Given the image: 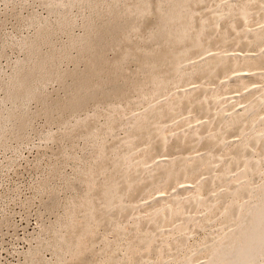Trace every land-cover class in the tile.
I'll list each match as a JSON object with an SVG mask.
<instances>
[{"label": "bare ground", "instance_id": "6f19581e", "mask_svg": "<svg viewBox=\"0 0 264 264\" xmlns=\"http://www.w3.org/2000/svg\"><path fill=\"white\" fill-rule=\"evenodd\" d=\"M44 1L47 5H49V7L51 6L50 8L53 13L54 11L59 13V21H57L58 23L54 26L58 28L57 30L64 29L63 31L70 28L71 26H74V19L71 18L73 14L71 16L69 15V12L73 6L76 7V5L82 3V5L86 7V9L89 8V15L86 14L87 17L85 16L86 19L84 18L85 23L83 22L84 33L82 35L80 34V36H74L72 34L71 36L69 35L70 39L68 40L67 44L63 43L65 44V46H62L61 50L58 49V51H56L57 49L53 46L56 45V42H54L55 40H53L54 44L52 45V38L54 36L53 34H56L57 31L56 29L54 30L52 28H49L51 24L49 23V25L48 22H46L44 26L41 25V28H39V30L37 28L38 36H36V39L34 37L33 41L22 40V47L27 50L28 53L26 55V58H24L22 61L17 63L18 65H16L17 72L14 71L16 74L14 75V77H12V80H9V82L11 81V84L9 83L10 85L8 84L6 86L7 90H5L7 94L4 101L12 100L15 101V103L20 101V103L18 102L19 104H17L23 108L24 103L26 106V103H28L29 100H38L37 102H40L42 104L41 111L46 114V117H51L54 113H59L63 117H66L68 115L69 117L70 115L72 117L73 114H76V112L78 111L81 112L82 110L83 112V109H87V106H89L90 104H94L98 107V109L101 104H103V106L105 104L106 106H111L110 109L112 108L111 110L113 114H117L120 116L122 115L121 117L124 116L123 118L119 116L121 119H124L125 117L127 119H125L126 121H121L127 126V128L125 129L127 130V133L125 132L126 136H124V138L120 136L122 138L121 141L115 142L113 140L114 142L112 144L109 143V146L108 144H106L107 146L103 144V146H105H100L98 151L94 152V156L89 152L90 155L93 156L92 158H86L88 160L87 162H85L88 163V166L85 165L86 163L84 164L87 169L85 168L86 170L84 169L83 172L80 171V173L82 172L83 174H81L83 182L80 180V178L79 181L82 182V185L86 183H95L96 186L93 187V189L91 187V194L84 198L86 199L88 197L82 211V216H85V218L89 221H92V223L95 220L101 221L102 225H105V229H107L108 227L107 230H109V226H111L110 229L113 228L112 230L115 229V231H120L122 235L120 238H126L128 236V232L125 231V229L127 230L128 227H124V220H127V216L129 213H133L138 209V207H136L138 205H132L133 207H131V205L127 204L128 207H126L124 206L125 200L127 201L128 199H130L128 203L132 204L137 202L136 198H139V196L150 195L157 189H165L166 186L174 187L176 186V182H180V180L184 178L190 179L189 181L192 182V184H194L195 186L194 191L189 186H183L180 188L176 187L178 193L181 192L180 195H182V192H184V195L185 193L187 194L188 191L190 192V190L193 191L194 195L192 194V192H188L189 195H193L192 198H189L188 202H183V200H181L183 199L182 197L181 199L179 197V199H177V197H175V195L173 194L174 192H171L169 193L171 195H168L169 197L174 195L172 199L170 198L171 200L169 199V197H167L169 200L163 197H156L155 200L154 197H152V200L154 201L150 202L151 204H154L153 202H155L154 206H152L150 202H148V204L149 206L151 205L150 207L153 209H155L157 205L161 204L160 202L165 200H168L170 204L167 207L163 206L164 208L162 207L159 210L157 209L154 213L152 212V217L149 215L150 219L136 218L135 222H133L140 226L143 225L142 228L146 227L148 229L151 228L152 230H156L160 228L163 222L171 223L170 225L172 226V223H174L179 211H185V209L190 211L195 210L202 201V199H200V192L202 190L205 193L209 192L211 194V191H219V187L225 186V189H220L222 193H220L221 191L218 194L217 192L216 194L214 192L216 197L214 196L211 202H213L212 204L215 205V207L209 206V204H207L205 208L208 207L209 210L208 208L206 210L212 211L211 213L216 214V211L222 205L223 207L221 208L223 209V211L221 213H226V219H224L223 222H225V224L228 226L233 224L231 226L234 227L232 228V230L229 227L230 230H226V234H222L217 242L214 241L216 242V244L212 242L210 247L207 244L206 249L211 250V255L209 254V259H207L206 263L204 262V264H264V182L262 184H259L261 186L257 185L255 188L251 182L252 177L259 174V165L261 164V162L259 161L263 160L259 159V161H256V159L253 160L250 157V151H253L255 147L261 146L260 148L264 151V136L261 137L262 135L260 131H258L260 135L256 133V131L260 130L261 127L264 128V116H262V120L260 118L258 119V122L260 120V122L258 123V125H261H259L260 127L256 123V125L260 129H253V127L255 126H253V124L256 120H254V117L257 115L261 106L264 104L262 103V101L264 100V85L260 87L263 90H256L255 93L253 92L254 94L252 93L248 99L241 90L240 92H242L246 100H248V105L245 108L241 107V111H239V109L238 111L235 110L237 112L234 111V114L233 112L231 114V111H229L230 109L228 110L226 106H228L229 104V106H232L231 108L233 109L232 103H236V99L233 98L234 101H230L232 104L231 105L229 103L230 98H226V100H223L222 98L219 99L220 96L218 90V88H220V85L222 86L221 88L231 86L249 89L248 87L253 83L252 80L258 79V81H260L259 79L264 76L259 74L258 72L259 69L264 70V20L262 21V26H256L253 30H249L248 28H246L251 25L252 21L255 22V18L253 20L251 19L250 25L248 24L249 26H247V23H249L250 21H248V19L250 17H253V15L254 17L264 19V0H235L234 3L229 2V4H227V0L226 2L225 0H223V2L226 3L224 9H220V6H222L221 0H218L220 6L216 3H214L216 5L212 4L217 0H72L69 2H66L65 0H54L56 1V3L53 0ZM82 5L80 7H82L83 9ZM203 5H205L204 8ZM210 5H212V7H215L212 8ZM207 7L211 10L208 11L206 9ZM202 8L206 14L203 11L201 12H203L204 14L200 12V9ZM199 12L204 16H200ZM34 21L32 22L34 23ZM252 25L254 26L253 23ZM54 26L51 25V27ZM62 30L59 31L62 32ZM68 30L71 31L70 29ZM44 43H48L50 46L52 45L54 49H52L51 46L52 50H49V53H47L48 51H46L45 53V51L42 50V47H44V45L46 47L48 44L46 45ZM230 45L233 46V48L230 47ZM215 46H217L218 48H216ZM238 46L240 49L243 48V51L240 50ZM253 46H255V50L256 48L259 49L257 54H251L252 51L250 50V48ZM225 47H227V49ZM229 47L232 49V52H230L231 50L229 51ZM236 47L240 51L247 53L243 54L242 52H240V54H230L234 53V48ZM212 48H216L217 50L219 49L218 51L221 50V52H215L214 54H212V52H210L214 50ZM223 48L228 51H225ZM216 49L214 51H216ZM238 49H236V51H238ZM75 50L77 51V55H73V51ZM222 50H224L226 53H224V51ZM250 51L251 53H248ZM67 60H73L75 62V65L77 64L76 67H78L81 63H84L86 66H83H85L84 69L86 70L83 71L84 69L79 67L76 68L74 66L75 70L72 69V71H69L71 70L69 69L68 71H65L63 68H61V64ZM191 60L192 62H189ZM187 62L190 64H188ZM131 64H134L133 69H131V66H129ZM247 70L249 72L250 70H253V73L254 71H257L258 74H247ZM261 71L260 73H262ZM262 74H264V72ZM199 78V81L201 82L195 81ZM201 78L207 79V81L214 80V82L211 81L213 85L216 83L219 84V78H223L224 85H214L215 87L217 86V90L214 89V86L212 84L211 85L213 86V89L209 86V88H207L203 86L204 84L206 85V81L203 80L204 83H202L203 81ZM217 78L218 80L216 81ZM224 78H226L227 81L224 80ZM51 80H58V82L60 81L63 85H65L64 87L67 93H65V99L61 100L62 97L60 99L57 97L56 99V96L54 97L55 99H52L53 97L50 98V96H48L50 94L46 95L40 93L42 92L40 89L44 87L47 82L49 84V81ZM68 80H70L69 84L67 82ZM191 80H194L196 82L195 84L201 83V85L198 84L201 87H188V85L192 83L190 82ZM187 83L188 85L187 88H184L185 90H177L178 92L174 90L175 86H184V84L186 85ZM262 83L264 84V82ZM231 87L229 89H232ZM236 90L237 89H235L234 91ZM249 90H247L248 92L246 91L247 95L249 93ZM251 90H253V88ZM221 91V94H223L224 89ZM133 93L137 94V97L139 96L136 104L139 103L138 101H140V103L146 101L148 105L146 109H144V112L142 111L141 113V111L139 110L141 114L136 115L139 112H135L136 114L134 116L133 114H131L132 116L129 115L130 117L128 115L125 116L127 113L125 114L122 112L121 114V111L124 110L122 109V105L124 104L123 108L124 106H126V104H129L130 107L135 106L133 104H130L133 103L131 102L132 97H135L132 95ZM229 93L232 94V92H228L225 94L229 95ZM237 93L239 92H236V94ZM241 96L238 97L241 98ZM137 97L135 98L137 99ZM222 97L225 98L224 96ZM240 98H238L237 101H239ZM141 99H144V101H142ZM233 99L231 97L230 100ZM155 100L157 102H155ZM240 100L241 102L239 106L241 105V103L243 106V103H245V101L243 99ZM16 106L17 105H15L14 107L16 108ZM130 107L125 109H129ZM15 108L13 110L19 109ZM90 108L92 107L90 106ZM225 110L227 111L226 114H230V116H226ZM41 111L39 110V114ZM193 111L198 112L200 114L199 116L203 117H211L214 115L215 117H213V119L215 120L214 122L204 123L205 121L202 122L203 119H201V117H199L198 115V117L193 115L195 114L193 113ZM228 111L230 112L229 114ZM100 112L98 114L96 111L97 115H103ZM6 113H4L2 110L0 111V131L3 132L8 127H10L8 126V124L10 123L9 118L12 117V120L14 118L16 120H14L15 125L12 126V129L14 127L13 131L9 128L10 132L14 135V137L23 136L25 129L27 130L28 128L27 126L31 118L29 116H27V118L23 116V118L21 117L19 112H8V114ZM22 113L23 112L21 111V114ZM190 113L193 114L186 115ZM184 114L188 116L187 119H185L186 116ZM35 115L36 114H34V116ZM30 116L32 117L33 115ZM75 116L76 115H74V117ZM108 116V120H106L107 122L105 121L106 125H103L105 127L103 128L102 126V131H99V129H101L100 126H98L99 128L96 127V124H99L100 121L96 123L97 120L95 121L94 117L91 116L92 119L94 118V120H91L89 122V125H87L88 122H86V124L84 121L78 120L80 117L79 116L77 119L78 121L74 120L76 122V125L74 124L75 126L71 123L74 126H72L73 128L70 124L71 129H68L69 132H66V135L70 133L72 134L76 128H79V130L76 129L78 130V132L73 133L74 136L85 134V136H87V139L95 142L97 140V137H100L99 135L113 133L112 131L117 125V120L120 121V118L117 120L114 118L115 115ZM189 116H193L192 118L197 117L196 120L199 118L198 122L196 121V125H198L200 121L202 123L196 126V122L193 123V120L195 119L190 120ZM178 117H181V119L179 120H185L184 122H182L183 124L181 126L175 124L177 122H175V120ZM182 117H184V119ZM173 122L174 126L176 125L177 127H180L175 128L176 126H173ZM189 122L192 123V125L194 124L196 127L194 126L193 128L192 125L189 124L192 127L187 125ZM213 124L216 126V128H218L217 130H219V132L216 130L215 126L213 127ZM167 126L170 129L166 128ZM80 128L83 129L81 130ZM84 128H89L91 134L84 133ZM214 128L215 132H213L215 134L213 133V135H208V130ZM165 129L172 130V133H170L171 135L174 132L173 129L176 130V132H174L176 134L172 135L174 136L173 139L167 137L170 134L164 136L163 132L165 131ZM2 132L0 133L1 135ZM85 132L88 131L85 130ZM231 133H234V135L235 133L241 135L240 137L238 135V138L245 136V139L242 138L244 139L243 141L236 140L230 144L228 143L229 146H231V149H229L226 155V159L225 157H223L225 155L220 154V152L225 148H228V144L226 145V139L228 138V134L231 138ZM71 134L70 137L73 136V134L72 136ZM116 137L117 136L115 135L114 138ZM199 145H202L203 147H200H202V149L204 148L203 150L207 152L203 151V153L205 152L204 154L199 153V155L197 154V156H194L193 151L196 150V148L200 151V147L198 148ZM141 146H144L143 151H140V148H142ZM251 147H254V149L250 150ZM66 149H68V146ZM138 149H140L139 151L142 152H139V155L137 154L138 151H136ZM94 150L95 148H93V151ZM163 151L166 152V155L169 153L170 157L169 155L167 156L170 159L165 160L163 158L164 160H162L158 158V154L162 152L163 155ZM135 153L137 154V156ZM212 153H215V157L212 156L214 158L211 157ZM253 153L255 154V152ZM185 155H190V158L186 156L188 157V159H186ZM222 157L225 159V161H222L224 160ZM220 158L222 160H220ZM81 164L83 163L81 162ZM216 164H221V167L218 168V173L208 177L209 174H214L213 171L214 169H216ZM233 172H235L236 177H234L235 175L233 174ZM230 174L234 175L233 177L239 180L240 183H238V185L232 186L229 184L230 177L233 178ZM78 184L77 186L75 185L76 188L78 187ZM72 185L74 184L72 183ZM75 186L73 187L75 188ZM80 186L81 185L79 184V187ZM83 187L85 189L86 185H83ZM80 189L82 188L80 187ZM223 190L226 191L224 192ZM82 191L86 193V189L80 190V192H78L82 194ZM175 194L177 195V192ZM81 196L84 197V194ZM245 197H251L253 202H251L252 200H248L249 203L247 204V201L244 200V203H240L239 199H244ZM79 199L83 202L82 197H79ZM79 199L77 201L75 196V199H73L71 203L77 204V202L80 201ZM185 199L186 198H184V200ZM208 199H210V196H208ZM75 200L76 202H74ZM131 200L132 202H130ZM138 200L140 201V199ZM228 200L230 202H227ZM208 201L209 200H207L206 202L208 203ZM241 201L243 200L241 199ZM168 202L166 203L168 204ZM77 207L76 209H80L79 207ZM69 208L71 209L72 207ZM69 208L66 210H69ZM78 211L74 212V217L78 216ZM164 211H166V213H164ZM219 215H216V218H219ZM129 216L131 217L132 215ZM85 218L84 220L82 219L83 222H85ZM211 218L213 219L215 217L213 216ZM72 219L70 217L69 220ZM112 219H115V221L112 222ZM192 219H190V221L186 219L182 223L183 227L186 228L189 223L192 224ZM59 223L60 225L57 224L58 226H60L59 228L67 225L70 226V223L66 222L63 219L60 220ZM78 223H72L71 225H73V228H75L77 227ZM82 223L81 225H84ZM133 223H131L130 226H133ZM88 225H86V227H77L80 230H75V232L77 231L75 233L76 236H72V238H70V235L72 233L69 236H65L63 234L65 236L63 238V236L60 234L59 229L55 228V237L53 238V241L51 240L52 242H50L46 246H48L49 248H53L52 250L58 255H61L63 252H66L68 250H73L76 248L78 237L87 234ZM78 226H80V224H78ZM90 228L92 229L93 227ZM131 229L129 231H131ZM68 233H70V231ZM152 234H154V232L149 235ZM138 236V238L136 237V244H139L137 246L142 245L149 248H152V244H154V241L158 239L157 238L155 240L154 235H146L145 230L144 232L142 231V233ZM67 237L70 238L69 240L66 239L67 242L69 241L68 243L70 244V246L66 245L65 243V238ZM208 241L210 242V240ZM185 242L186 241L184 236H180L174 240L171 239L170 245H172V247L174 248H181L185 245ZM132 243H130V245L134 244ZM141 247L139 249H141ZM162 248H160V252L165 249ZM178 248L176 250L179 251ZM154 249L155 250L152 249V251H156V247ZM196 251L193 250V253L189 254L186 257L187 259L185 258L186 261L184 259L186 264L190 263L193 256H195L194 254H196ZM132 253H134V251H132ZM116 256L115 258L113 257L115 261L120 258ZM144 256L141 255L137 257L135 260H137L138 263H136L139 264V262H141L140 264H142V259L144 258ZM261 257L263 258V262L258 263V259ZM113 258H110L109 261L112 262ZM114 260L112 263H114ZM93 261L94 260L86 258L83 262L84 264H92ZM110 262L109 264H111Z\"/></svg>", "mask_w": 264, "mask_h": 264}, {"label": "rangeland", "instance_id": "374dc122", "mask_svg": "<svg viewBox=\"0 0 264 264\" xmlns=\"http://www.w3.org/2000/svg\"><path fill=\"white\" fill-rule=\"evenodd\" d=\"M43 1L42 0H0V111L2 110L4 113L7 112L6 114H8V112L9 113L10 112H16V113L19 112L21 117L25 116V118H27V116H29L31 118V120H30V122H29V124L27 126L28 128L26 127L27 130L25 129V131L23 133V136H21V137H14V135L10 132V129H12V126L15 125L14 124V122H15L14 120H16L15 118L12 120V117L9 118L10 123L8 122L9 123L8 126H10V127L7 126L8 128L7 129L5 128L6 130H4L3 132L0 131V133L2 132V135L0 134V139H1L0 140V264H84L83 261H85L86 258L94 260L92 264H94V263L95 264H99V263L100 264H109L110 258L111 259L113 257L115 258V256L117 254L118 255L116 257H120V258L117 261H115L114 258H113L114 263H112L113 262V260H112V262H110L111 264H119V263L120 264H137L138 261L135 260V259L137 257L141 256V255L142 256L145 255L144 258L142 259V264H145V263H147V264H163V263L164 264H180V263L184 264L186 259H187L186 257L189 254H192L193 250L194 251L197 250V251L195 252L196 254H194L195 256H193V258L191 259L189 264H204V262L206 263L207 259H209V256L211 255V250L206 249L207 244L210 247L212 242H214V241L217 242L219 240L220 236H222V234H224V233L226 234L227 233L226 230H228L229 227H230L231 230L234 227V226H231L233 224L228 226V225L225 224V222H223L224 219H226V213H224V212L221 213L223 211V209L221 208V207H223L222 205L216 211L217 213L215 212L216 214L211 213L212 211H208L209 210L208 207H207L208 210H206L207 208H205L207 206V204H209V206L215 207V205H213L212 204L213 202H211V201L214 198L216 192L218 194L221 191L220 189H225V186L219 187L220 188V189L218 188L219 191H216V192H215V190L211 191V194L209 192H208L209 194L207 192L205 193L202 190L201 191L202 193L200 192V194H201L200 199H202V201H201L200 205H198L196 207V209L193 208L195 210L190 211V210H186L185 209V211H183V210L179 211L178 214H177V217L175 218L174 223H172V226L170 225L171 223H168V222L164 223L163 222L162 225L160 226V228L156 229V230H152L151 228L148 229L146 227L142 228L143 225L140 226V225H138L136 223H133V222H135L136 218H144V219L147 218V219H150V216L152 217L153 213L157 209L159 210L163 206L167 207L170 204L168 202V200L170 198L172 199L174 195H175V197H177V199H179V198L181 199V197H182L183 199H181V200H183V202L184 201L188 202L189 198L193 197V195H194L193 191L195 190L194 184H192V182L189 181L190 179L184 178V179L180 180V182L179 181L176 182V186H174V187H172V186H168L167 187L166 186V188H165L166 190L164 188H160V189L155 190L150 195L139 196V198H136L137 199L136 200L137 202H135L136 204L135 203H132V204L128 203L130 199H128L127 201L125 200V205L124 206L128 207V205H131V207H133L134 205H138V206H136V207H138V209L135 212L128 214V216H127L128 218L130 217L129 215H132V216L134 215L133 218H132V216L129 219L126 217L128 222H127L126 219L124 220V227L125 226H126V228L128 227L127 230L125 228L124 229H125V231H127L129 233V234L127 233L128 236L127 235H125V236H127L128 238L127 237L126 238L125 237L120 238L122 235H121L119 230H116V231H118V232H116L115 229L114 230H112L113 228L110 229L111 226H109V230H107L108 227H107V229H105L106 227H105V225H102L101 221H98V220L94 221L93 220L94 222L92 223V221L87 220L85 218V216L84 217L82 216V214H83L82 211H83L84 205L86 204V201H87L88 197L86 199H84V198L91 194L90 193L91 192L90 188L92 187V189H93V187L96 186L95 183H86L85 182L86 184H83V185L84 186L86 185V188H85L86 189V191H85L86 193H84V191H82V194H80L79 192H80V190H85L83 185H82V182H83V180H82L83 179L82 178V175H83L82 172L86 168L85 165L88 166V163H86L88 159H86V158H89V157L92 158L94 156L93 155L94 152L98 151L100 146L104 147L106 144H108V146H109V143L112 144L114 141L115 142L116 141H121V139H122L121 137L124 138V136H126L125 132L127 133V130H125V129L127 128V126L121 122L122 120L126 121L127 120L126 117L124 119H121L124 116L121 117L122 115L120 116V115H117V114H113L112 110H111L112 108L110 109L111 106H108V105L106 106L105 104H104V106H103V104H101L99 106L100 110L94 104H90L89 106H87L88 108L86 107L88 110L87 109H83V112H82V110H81V112L78 111V112H76V114H73L72 117H71V115H70V117H69V115L66 116V117H63L59 113H54L51 117H49V116L46 117V114L41 111L42 104L40 102H37L38 100L37 101L35 99L32 100V101L29 100L28 103H26V106H25V103H24V107L23 108L18 105L20 103V101H18L19 103L18 102L15 103V101H12V100L4 101L5 96L7 94L6 93L7 87L6 86L9 83L11 84V81L9 82V80L10 79L12 80V77H14V75L16 74L15 72H17L16 71L17 70L16 69L17 68L16 65H18L17 63H19L24 58H26V55L28 53V51L25 50L22 47V44H21L23 42L22 40L33 41L34 37L36 39V36H38L37 32H38L39 28H41V25L44 26L45 23L48 22V24L50 23L51 25L54 26V25H56L58 23L57 21H59V19H58L60 17V16H58L59 13H57L55 11L53 13V11L50 8L51 6L49 7V5H47L45 3V1L44 2ZM56 1H58V0H56ZM56 1H54V2L56 3ZM65 1L69 2V1H72V0H65ZM75 1H79V0H75ZM212 1H214V0H212ZM221 2H222L221 4H222L223 8H222V6L219 5V1L218 0L213 2L212 4L213 5L218 4L221 7V8L219 7L220 9H224V7L226 5V3H225L226 0H225V2H223V0H221ZM229 2L230 3H234L235 0H229V1L227 0V4H229ZM214 3H216V4H214ZM81 5H82V3L79 4V5H76V7L73 6L72 9L70 8L71 10L69 12V15L71 16L73 14L71 16V18L74 19L73 20L74 21V24H73L74 26H71L70 28H68L71 31H69L68 29H65V31H63L64 29L63 30L59 29V30H62V32H60L59 30H57L58 28L56 26H54V27H56V28H54V27H51V25L49 24L50 25L49 28H52L54 30L56 29V31H57V33L55 32L56 34H53L54 36L55 35H57V36H55V37L53 36V38H52V42H53V40H55L54 42H56L55 43L56 45H53L54 42L52 43V45L57 49L56 51H58V49L61 50L62 46H65V44H67L68 40L70 39L69 37L71 36V34L74 35V36H80V34L82 35L84 33V28L83 27H84L85 19H86L87 15H89L88 14L89 13L88 12L89 8L86 9V7L84 5H82L83 6V9H82V7H80ZM210 6L212 7V5H210ZM204 7H205V5H203V8ZM214 7L215 6H213L212 8H214ZM203 8L200 9V12L203 11L205 13ZM206 9L208 11L211 10V9H208V7ZM50 11H51V13H50ZM200 12H199L200 16H204L203 15L204 13L201 12V13H203V14H201ZM251 19L255 20V22L252 21L254 26L251 23ZM260 19L261 18L254 17V15H253V17H250L248 19V21L249 20L250 21H249V23H247V26H249L250 23H251V25L249 27H246V28H248L249 30H253L256 26H259V25L262 26L263 25L262 21L264 19H261V21H260ZM75 20H76V22H75ZM32 21H34L35 24ZM258 21L261 22V23H259ZM256 23H257V25H256ZM37 28H38V30H37ZM57 43H59L60 45L57 44ZM63 43H65V44H63ZM44 44H46V43H44ZM49 46H50L49 44L46 47L44 45V47H42V50L45 51V53H46V51H48L47 53H49L52 49H54L53 46H52V49H51V46L50 47ZM215 47L218 48L217 46H215ZM230 47L233 48V46H231V45H230ZM230 47L228 49H229V51L231 50L230 52H232V49ZM225 48L227 49V47H225ZM225 48H223V49L225 51H228ZM238 48H239V46H238ZM238 48L237 47L234 48L235 49V51L233 50L234 53H230V52H227V53L240 54V52L243 51L242 50L243 48L242 49L239 48L242 51H240ZM252 48L255 50V46H253V47L250 48L252 53H251V51L248 52V53H251V54H255L256 53L257 54L259 49L256 48L255 51H257V52H255ZM212 49H214V48H212ZM236 49H238V51H236ZM214 50H212L210 52H212V54H214L215 52L216 53L217 52L218 53L221 52V50L218 51L219 49L218 50L216 49V51H214ZM224 50H222V51H224ZM225 51H224V53H226ZM76 53H77L76 50L73 51V55H75ZM242 53L244 54V53H247V52H242ZM243 54H241V55H243ZM198 60H200V59H198ZM193 61H196V60H193ZM189 62H192V60L189 61ZM188 64H190V63H188ZM61 65H62L61 68H63L65 71H68L69 69H71L69 71H72V69L75 70V67H76L77 64L75 65V62L73 60L72 61L71 60H67V61H64ZM83 65H85V64L81 63L78 67L84 69L86 65L85 66H83ZM129 66H131V69L134 68V64L133 65L131 64ZM78 67H76V68H78ZM85 70L86 69H84L83 71H85ZM261 70L260 69L258 70L259 74L264 75V74H262L264 72V70H262V71ZM252 71L253 70H250V72L248 71L249 73L247 72V74L251 75V73H253ZM260 71L262 73H260ZM245 73H246V71H245ZM253 74L255 75V74H258V73H257V71L256 72L254 71ZM221 79H222V82H221ZM194 80L190 81L193 84L189 82L190 83L189 85H188V83L186 85L184 84L185 87L183 85H177V86H175L174 90L176 92H178L180 90L183 91V90H185L184 88H187V85H188V87L189 86L201 87V86L198 85V84L201 85V83L197 82L198 84H195L196 83L195 81H199L200 78L196 79L195 81ZM203 80L206 81V85H207L206 86L204 84L203 86H205L207 88L211 87L213 89V86L217 84L216 83V84L213 85L211 83L212 80L211 81H209V80L207 81V79H202V81ZM217 80H218V78L216 79V81ZM224 80L227 81L226 78H224ZM254 80H252L253 83L248 87L250 90L253 88V90H251L252 92L249 89L246 88L247 90H249V93L247 95V93H246L247 90L243 89V88H237V87H231V86H227L228 89H227V87L226 88H221L222 86L221 85L219 86V84H223L224 85V81H223V78H219L218 83H219V81H220V83L217 84V86H219L221 88V89L218 88L219 96H220L219 99L222 98L223 100H226V98H230L231 99V97H232V99L233 98L236 99L235 102L237 104L234 103V102L232 103L233 104V109L231 108L232 106L230 107L229 104L227 103L228 106H226V107L228 108V110L230 109L229 111H231V114H232V112H233V114L235 112H237L238 109H239V111H241L242 110L241 107L245 108L248 105V100H246L244 95H246L247 99H248L249 96L253 92L255 93L256 90H261L262 89L260 87L264 85L262 83V82H264V76L259 79L260 81H258V79H256L255 80L256 82H255ZM204 81L202 83H204ZM226 81H225V83H226ZM67 82L69 84L70 80H68ZM199 82H201V81H199ZM212 82H214V80ZM259 82H260V84H259ZM47 84H48V82L46 83V85H44L45 88L42 87L40 89L42 91V92L39 91L40 93H43V94H46V95L50 94L48 96H50V98L53 97L52 99H55V98L57 99V97L60 99L62 97L61 98V100H62V99L66 98L65 96H66L67 93H66V90H65V87H64L65 85H63L60 81L58 82V80H51V81H49V84L48 85ZM217 86L216 87L214 86L215 90H217L216 89ZM256 86H257V88H256ZM63 87H64V89H63ZM230 87L232 89H229ZM250 87H252V88H250ZM223 89H224L225 92L223 91V94H221L222 93L221 90H223ZM235 89H237L239 91H237V90L234 91ZM263 89H264V86H263ZM241 90L244 93V95H243L242 92H240ZM228 92H232V94H230V93H229V95L225 94V93H228ZM236 92H239V93L236 94ZM132 95L137 97V94L133 93ZM230 95H232V96H230ZM241 95H243V96H241ZM222 96H224L225 98H223ZM238 96H241V98L238 97ZM135 97H132L131 102H133V103H130V104H133L135 106H131L130 107L129 104L128 105L126 104L127 107L124 106V108H123V105H124L123 104L122 105V109H124V110L121 111V114L123 112L125 114L127 113L126 115L124 114L125 116H127V115L128 116L129 115L132 116L131 114H133V116H134L136 114L135 112H139V113L136 114V115H138V114H141L142 111L143 112L145 111L144 109H146V107L148 105L147 102L144 101V99H141L145 103L144 102L140 103V101H138L139 103L136 104L139 96L137 97V99ZM235 97H237V98H235ZM133 98L136 100V102H135V100ZM238 98L243 99L245 101V103H243L244 104L243 106H242V103L239 106L241 100L239 99V101H237ZM230 99H229V103L231 104L230 101H234V99L233 100H230ZM158 101H160V100H158ZM155 102H157V101L155 100ZM246 102H247V104H246ZM262 103H264V100L262 101ZM15 105L19 106V107L16 106V108H19V109H16L14 107ZM90 106L92 108H90ZM128 107H130L131 110H130V108L129 109H125V108H128ZM14 108L16 110H18V111L13 110ZM108 108L111 110V112H110V110ZM107 109H108V111H107ZM39 110L41 111L40 114H39ZM139 110L141 111V113H140ZM226 110H225V114L227 113ZM235 110H237V111H235ZM21 111L23 112L22 114H21ZM93 111H95V112H93ZM96 111H97L98 114L101 111L100 113L103 114V115H97ZM132 111H134V112H132ZM229 111H228V114L230 113ZM193 113H195V114H193ZM193 113L186 114V115H192V114L195 115V116H197V115L199 116L200 115L196 111H193ZM258 113L254 117V120L256 119L255 122L253 120V122H254L253 126L255 125L254 126L255 128L253 127L254 130L256 128L260 129L259 127L261 125L260 124H259L260 126L258 125V123L260 122V120L258 122V119L259 118L261 120L263 119L262 116H264V104L261 106V108L258 111ZM34 114H36L37 116L36 115L34 116ZM106 114H107V116H106ZM30 115H33V116L31 117ZM74 115H76L77 117L76 116L74 117ZM89 115H90V117H89ZM108 115H115L114 118L116 120L121 117L120 121L117 120V123L114 122L117 125L115 126L116 129L114 128V130L112 131L113 133L105 134V135H102V134L99 135L100 137L99 138L97 137V140H96L97 142L96 141L93 142V141L87 139L86 138L87 136H85V134L84 135H78V136L75 135L74 136L73 133L78 132L79 128H76L78 130L75 129V131H73L72 134H73L74 137L70 133L71 136L73 137V139H72V137H70V134L66 135L69 132L68 129H71L70 128V124L71 123L73 125L74 124L76 125L75 121L82 120L85 123L88 122V124L87 123L86 124L89 125V122L91 120L93 121L94 118H95V121L97 120L96 123H98L100 121L99 124H96V127L100 126L101 129H99V131L100 130L102 131L103 130L102 126L106 125L105 123L107 122L106 120H108V118H107V117H109ZM91 116L94 117V118L92 119ZM226 116H230V114L229 115L226 114ZM78 117H79V119H78ZM184 117H182V118L184 119ZM192 117L189 116V119L190 120L195 119V120H193V123L196 122V121L198 122L199 118L196 120L197 117H194V118H192ZM199 117H201V119H203L202 122L205 121L204 123L214 122V120H215V119H213V117H215L214 115L211 116V117H208V116H205V117L199 116ZM96 118H98V119H96ZM187 118H188V116L185 117V119H187ZM179 119H181V117L180 118L178 117L175 120V122L177 121L175 124L181 126L183 124L182 122H184L185 120L182 121V120H179ZM197 122L195 123V125L197 124ZM202 122L200 121L199 124H201ZM178 123H180V124H178ZM256 123H257V125L259 127L256 125ZM72 124H71V127L73 126ZM189 124L192 125V123H190V122L187 125H189ZM67 125H69V126H67ZM119 125H121V126H119ZM195 125L194 124L192 125L193 128H194ZM198 125H196V126H198ZM173 126H174V122H173ZM192 126H190V127H192ZM214 126L215 125L213 124V127ZM104 127L105 126H103V128ZM169 127H170V125H169ZM169 127L167 126L166 128H169ZM179 127L176 126L175 128H179ZM215 128H216V126H215ZM215 128L214 129H209L207 134L208 135H211V134L213 135V133L215 132L214 131ZM13 129H14V127H13ZM13 129H12V131H13ZM169 129H165V131H164L165 133L163 132L164 136H167V134L172 133V130H169ZM217 129L218 128H216V130ZM263 129L264 128L261 127L260 130L256 131V133H258L259 135L261 133V135H262L261 137L264 136L263 135L264 134V130ZM85 130H87L88 132H85ZM85 130H84V133L91 134V131H90L89 128L85 129ZM210 130H211V132H210ZM116 131L119 132V133H117ZM168 131H169V133H168ZM173 131L176 132V130H174V129H173ZM217 131L219 132V130H217ZM258 131H260V133ZM114 132H116L118 135L116 133H114ZM174 132H173V134H176ZM218 132H217V134H218ZM115 135L117 136L116 138L119 139V140L114 138ZM170 135H168L167 137H170V138L173 139L174 136L171 135L172 136L171 137ZM238 135L239 134H237V133H235V135H234V133H231V138H230L229 137L230 135L228 134L227 135L228 138L226 139V145L228 143L230 144V143H232V142H234L236 140L237 141H241V140L243 141L245 139V136H243L241 138H238ZM240 136L241 135H239V137ZM23 137H25V138H23ZM64 137H66V138H64ZM68 137H70L71 139L68 138ZM107 137H108V139H107ZM242 138H244V139H242ZM111 139H112V142H111ZM227 140H228V142H227ZM84 143H86V144H84ZM90 143H91V145H90ZM95 144L97 145V147H96ZM103 144H105V145L103 146ZM229 144H228V148H225L224 150H222L220 152V154L225 155V156H223L225 158H226V155H227L229 149H231L230 148L231 146H229ZM59 145H61V146H59ZM67 146H68V149H66ZM200 146H202V145H199L198 148ZM141 147L142 148L139 147L141 150L140 149L136 150V151H138V153H137L138 155L140 153H142L140 151H143V149H144L143 148L144 146H141ZM202 147L199 148L200 151L197 148H196L197 151L196 150L193 151L194 152V156H197V154L199 155V153L202 154L203 151H205V150H203L204 148L202 149ZM260 147H255V149H254V147L250 148V150L254 149L253 151H250L251 152V156L250 157L253 160L256 159V161L257 160L259 161V159H260V160L264 161V151ZM93 148H95L94 151H93ZM223 151H225L226 153L223 152ZM89 152L93 156H91ZM163 152L165 154L163 153V155H162V152L159 153L158 154V158L162 159V160L170 159L169 158L170 157L169 153L167 152L168 153L167 155H169V157H168L166 155V152L165 151H163ZM205 152H207V151H205ZM253 152H255V154ZM83 153H84V155H83ZM137 154H136V156H137ZM214 154L215 153H212L211 157L214 156ZM252 154H253V157H252ZM186 156L189 157L190 155H185V157ZM188 157H186V159H188ZM214 157H212V158H214ZM261 157H263V158H261ZM63 158H64L65 161L63 160ZM82 159H83V161H82ZM220 160H222V159L220 158ZM222 161H225V159L222 160ZM263 161H259V162H261V164L259 165V171H258V173L260 175L258 174L256 176L252 177L251 182H252V185H254V188L257 185L261 186L259 184H262L264 182V162ZM81 162L83 164H81ZM215 166H216L215 167L216 169H214V171H213L214 174L213 173L209 174V175L207 174L208 177L217 174L218 170H219L218 168L221 167V164H216ZM80 171H82V172L80 173ZM63 174H64V176H63ZM233 174L235 175V172H233ZM79 175H81V176H79ZM234 175H231V176L233 177ZM259 176H260V178H259ZM234 177H236V175ZM234 177L233 178L230 177V181H229V184L232 185V186L238 185V183H240L239 180H237ZM79 178H80V180L82 182L79 181ZM256 179H257V182H256ZM255 182H256V184H255ZM72 183L74 185H72ZM78 183L81 185L80 187L82 189H80ZM77 184H78V187H79V188L77 187L78 189L76 188ZM70 185H72V186H70ZM73 186H75V188ZM183 186L184 187L185 186L186 187L189 186L190 188H192L193 191L190 190V192H192L193 195H189L188 194L189 191L187 192L189 197H188V195L186 193L183 195L184 192H182V195L184 197L182 195H180L181 192L178 193L177 188H180V187H183ZM169 187H171V188H169ZM226 188H227V186H226ZM218 189H216V190H218ZM171 192H174L173 193L174 195L172 194L173 196L169 197L168 195H171V194H169ZM176 192H177V195L175 194ZM214 192H215V194H214ZM220 193H222V191ZM79 194H80V196H79ZM83 194H84V197L81 196ZM77 195L79 197H82L83 202H82V200H80L81 198L79 199V197ZM164 195H166V196H164ZM75 196H76V200L78 201V199H79L81 202L79 201V202H77V204H72L71 202L73 201V199H75ZM208 196H210V199H208ZM77 197H78V199H77ZM152 197H154V199L156 197L157 198L158 197H160V198L163 197V198L168 199L167 197H169V199L167 201L165 200L166 202H168V204L165 201H162L163 204H162V202H160L161 203V204H159L160 207L156 203L158 208L156 207L155 209H153V208L150 207L151 205L154 206V204H155V202H153L154 204H151V202H150V201H154V200H152L153 199ZM184 198H186V199L184 200ZM246 198L247 197H245L244 199L240 198L239 202L240 203H244V200H245V201H247V204H248L249 203L248 200H250V201L252 200L251 197H248L247 199ZM138 199H140V201ZM241 199L243 201H241ZM76 200L74 202H76ZM207 200H209L208 203L206 202ZM130 202H132V200ZM148 202H150V204H151L150 206H149ZM227 202H230V201L228 200ZM251 202H253V200ZM81 203H83V204H81ZM245 204H246V202H245ZM70 205H73V206H70ZM66 206H67V208H66ZM68 206L72 207V208L70 209ZM77 206L80 209H76ZM68 208L71 211L66 210ZM190 209H192V208H190ZM76 210L77 211L81 210L80 212L78 211V213L80 214V215L78 214V216H77L78 218L74 217L75 216L74 212H77ZM186 211L187 212L189 211L188 214H187ZM224 211H225V208H224ZM164 213H166V211H164ZM190 213H192V214H190ZM211 214L215 218H216V215H219V214L220 215L218 216L219 218H216V219L213 218L215 220L214 221L211 218V217H213ZM187 215H189V216H187ZM190 215H192V216H190ZM59 217H60V219H59ZM70 217H71V219L72 218L73 219L69 220ZM192 217H193V219H192ZM195 217H196V219H195ZM66 218H67L68 221L66 220ZM84 218L86 219L85 222H83ZM62 219L65 220L66 222L70 223V226L67 225L68 227L67 226H62V228H59L60 226H58L57 224L60 225L59 222ZM186 219H188L189 221H190V219H192V221H191L192 224L189 223L187 225L188 228L187 227L186 228L183 227V224H182ZM194 219L197 220V221H195ZM73 220H74V222H73ZM75 221H78L80 223L75 222ZM87 221H89L90 223L87 222ZM114 221H115V219L112 222H114ZM193 221L197 222V223H194ZM210 221H212V222H210ZM203 222H205V223H203ZM72 223L80 224V226H78V224H77L78 228L81 227V226L82 227H86V225L90 224V225H88V232H87L86 235L78 237L77 245H76L75 249L68 250L66 252H63L61 255H58L57 253H55L52 250L53 248H51V247L49 248L46 245H48L50 242L53 241V238L55 237L56 229H59L60 234L63 236V238L65 236H67V235L69 236L71 233L72 234L70 235L71 236L70 238H72V236H76L75 233L77 231H79L80 229H78L77 227L73 228V225H71ZM81 223L84 224L85 226L81 225ZM85 223H88V224H85ZM131 223H133L132 224L133 226H130ZM206 223H208V224H206ZM168 224H169V226H168ZM201 224L202 225L205 224V225L202 226ZM127 225H129V226H127ZM90 227H93V228L91 229ZM131 227H132V229H131ZM144 228H146V229H144ZM81 229H83V228H81ZM130 229H131V231H129ZM75 230H77V231L75 232ZM144 230H145V234L146 235H148V236L154 235L155 236V240L158 238L156 241H154V244H152L153 245V246H151L152 248L145 247V246H142V245L137 246L139 244H136L137 243L136 240L139 237L138 235L141 234L142 231L144 232ZM221 230H222V233H221ZM69 231H70V233H68ZM153 232H154V234L149 235V234H151ZM118 233H120V234H118ZM210 233H212V234H210ZM77 235H78V233H77ZM179 235L181 237L184 236L186 242H185V245L183 247H181V248L177 247L179 249V251H178V250H176L177 248H174V247H172V245H170L171 244L170 242H171V239L174 240V239L180 237ZM207 236H209L210 238L207 237ZM70 238L67 237V238H65V240L66 239L69 240ZM206 240L207 241L210 240V242L209 241L207 242ZM160 241H162V242H160ZM68 242H67V240L65 241L66 245L70 246V244ZM156 242H157V244H156ZM216 242H214V244H216ZM130 243H132L133 245H130ZM158 245H159L160 248H162V246H163V248H165V249L162 250L163 249L162 248L161 249L162 251L160 252L159 251L160 248L158 247ZM140 247H141V249H139ZM153 247L154 248L156 247V251H158V252L152 251V249L155 250ZM132 251H134V253H132ZM135 251H137V252H135ZM205 251H206V254H205ZM85 252H86V254L88 256L85 254ZM155 252H156V254H155ZM138 253H140V254H138ZM136 254H137V256H136ZM121 256H122V258H121ZM184 259H185V261H184ZM262 262H263V258L261 257V258L258 259V263H262ZM140 263L141 262H139V264Z\"/></svg>", "mask_w": 264, "mask_h": 264}]
</instances>
